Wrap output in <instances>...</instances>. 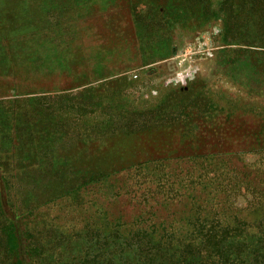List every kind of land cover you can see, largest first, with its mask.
<instances>
[{"label":"rangeland","instance_id":"374dc122","mask_svg":"<svg viewBox=\"0 0 264 264\" xmlns=\"http://www.w3.org/2000/svg\"><path fill=\"white\" fill-rule=\"evenodd\" d=\"M6 211L35 264L264 242V0H0V264Z\"/></svg>","mask_w":264,"mask_h":264},{"label":"trees","instance_id":"16d2710c","mask_svg":"<svg viewBox=\"0 0 264 264\" xmlns=\"http://www.w3.org/2000/svg\"><path fill=\"white\" fill-rule=\"evenodd\" d=\"M2 203L8 206L4 189L1 188ZM9 216L10 226L7 233L10 241L9 258L13 262L11 264H35L36 245L29 241V232L24 227L21 216L16 212L6 211ZM226 239V236H223ZM264 238V235L260 236ZM223 243H216L215 246L203 247V250L198 254L200 259L210 260L211 264H257L264 261V242L255 241L254 244L240 242L232 244L226 240ZM160 246H139L138 253L141 254L139 264H161L164 260H168L172 255L166 256ZM180 253L176 255L178 257ZM183 253H181V256ZM202 263V262H201Z\"/></svg>","mask_w":264,"mask_h":264}]
</instances>
